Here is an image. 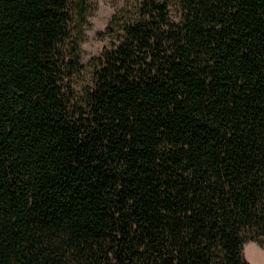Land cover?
<instances>
[{
    "label": "trees",
    "instance_id": "obj_1",
    "mask_svg": "<svg viewBox=\"0 0 264 264\" xmlns=\"http://www.w3.org/2000/svg\"><path fill=\"white\" fill-rule=\"evenodd\" d=\"M96 9L0 0V264H250L264 0H139L85 65Z\"/></svg>",
    "mask_w": 264,
    "mask_h": 264
},
{
    "label": "rangeland",
    "instance_id": "obj_2",
    "mask_svg": "<svg viewBox=\"0 0 264 264\" xmlns=\"http://www.w3.org/2000/svg\"><path fill=\"white\" fill-rule=\"evenodd\" d=\"M139 0H93L97 9L90 17V28L82 44V58L85 65L100 55L111 38L103 36L113 15L125 9L130 10ZM245 258L250 264H264V248L258 243H249L245 249Z\"/></svg>",
    "mask_w": 264,
    "mask_h": 264
}]
</instances>
